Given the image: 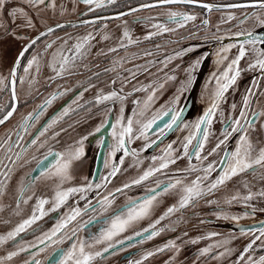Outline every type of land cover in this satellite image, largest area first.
Instances as JSON below:
<instances>
[{"label":"flooded vegetation","instance_id":"af4514ba","mask_svg":"<svg viewBox=\"0 0 264 264\" xmlns=\"http://www.w3.org/2000/svg\"><path fill=\"white\" fill-rule=\"evenodd\" d=\"M153 1L156 0H114V2L111 3L109 0H102L101 5L97 7L96 4L86 5L82 0H64L66 4L65 8H59L60 11H50L48 14V8L45 6H38V10L37 8L29 6L26 3V0H22V4H20L18 8H23L26 14L33 19V27L31 28L21 26L23 24L22 18H17L15 23H13L12 18L8 17L7 13L11 11L10 6L14 3V0H7L5 9L0 10V23L4 26L9 25V28L14 25L23 30L17 32L20 37L19 49L16 51L7 71L3 70L4 77H8L9 70L13 66L15 58L21 48L28 43L30 39L35 38V36H37L42 30L58 23L81 22L74 26L54 28L53 33L41 36L36 45L25 54L21 60V66L17 70V80L15 85V90L18 95L17 110L14 115L5 122V124L0 125V140L5 138L8 134H11L12 140H15L17 139V132L24 137L21 141V145L15 148L16 151H21L22 146L26 145L39 130H42L43 126L48 121L59 116L64 108L70 106L71 109H74V111H70L68 116L60 120L59 123L54 126L53 130L46 133L44 138H41L42 140L47 139L43 148L38 146L28 147L27 150L22 153L20 162L14 167L10 176L5 177L0 175V181H3V192L0 194V229L5 225H11V230H13L18 224L22 223L23 220L28 219L33 214L38 199L43 198L48 201V203L43 206L45 214L25 232L21 233L15 241H8L9 246L13 248L14 251L17 250V245L20 244L28 246L29 244L34 243L37 244V247L30 248L28 252L16 256L15 260L9 264H24V261L31 260L33 255H35L37 259H40L42 264H48L47 257L53 248L67 251L71 248L73 242L79 244L81 240L87 244H93L90 251H103V247L107 246V242L102 245L94 244V238L99 236L100 232L109 226L105 221L109 220L117 212L122 211L123 206L126 205L129 199L135 200L148 193V189L156 187L157 180L160 181L161 186H165L169 182L174 183L177 178H183L182 180L191 178L190 181H192L197 175L203 176L202 171H184L189 165V157H183L182 159L177 160L175 164H170L166 172L155 173L153 177H150L147 181L142 183L143 186L142 184L132 185L130 188L123 189L122 192H115L116 188H122L125 183H130L133 179L138 178V176L143 173L144 165L148 168L154 165L158 167L159 159L153 161L151 158L153 156H156L157 158L162 157L164 155L163 150L168 144H172L173 148L182 155V142L184 141V137L194 131L192 126L188 127L186 130L184 129L182 132H178L177 130L174 131L152 152L147 153L146 156H143V152H148V145L161 136L160 131L164 127L155 132H147L146 136L140 137L139 139L133 138L132 142L128 144L127 147L129 151L135 150L137 155L136 157H132L131 155L124 157V163L122 165H120L119 161L120 157L123 155V151L117 152L115 156H109L111 145L114 143L110 136V133L113 131L111 128V131L109 132V145L104 149V158L100 165V170L97 175L95 174L97 156L102 145L100 141L104 140L102 136H96L97 133L95 132V128L99 126L104 119L108 120L111 116L113 117V123H115L119 108L121 107L119 101L115 104L112 102H106L104 105H94V97L98 90L102 89L105 93L111 90H116L127 99V93L125 90L126 85L140 76L137 74L135 78H132L131 72L142 71L144 68L150 67L151 68L147 72L154 71V68L161 69L163 68V65L160 61H163L165 57L173 56L175 52H178L181 49L192 48V51L185 52L182 56L174 58L166 68H163L165 71L161 76H165L166 74L176 75L179 70L185 68L191 69V76L194 80L197 70H199L201 64L204 63L206 56L209 55V68L204 71L205 74L198 95L200 115H202L204 110L210 104V101L204 100L203 93L206 91H212L215 86V82L211 80L212 74L217 71L222 72L227 66L228 61L231 58H234L237 54V47L230 46L239 45L245 40L229 41L221 45H216V43H218L221 38L237 36L235 35L237 32L253 31L257 28L255 18L245 20L243 23H241V21L244 19L245 14H250L254 11L259 12L258 9L251 7H227L231 4H247L250 3V0H198L195 4L155 5L153 7L139 9L118 18H111L112 16L130 8ZM48 2L51 3L52 0H48ZM201 4H209L213 7L209 11L208 9L201 7ZM151 11L156 13L159 12V15H157L158 19L165 22L166 24L163 25L174 29V31L153 35L151 39H143L142 33L139 30L141 23L137 26L136 23L148 19V14H150ZM169 11L187 13L195 16L196 19L187 22L184 27H178L175 23L168 21L167 13ZM260 14L264 15V13ZM230 16L233 17V19H229ZM204 21H207V24H205ZM127 24H129V27L132 29L130 30V36L134 42L128 44L127 40H123L126 47H120L122 33L127 30ZM79 31L85 32L86 35L91 34V36L94 37V39L90 41L91 48L87 59L84 60L83 64L75 70V74L50 79L54 73L51 72L50 74H46L45 64L48 58V52L44 51L45 44L57 41L61 38H64L63 41L68 40L71 42H77L75 38L80 36ZM100 33L107 36L108 39L100 40L98 38V34ZM112 33H118V36L117 38L110 40L109 36ZM157 45L160 46L159 49L164 48V51H159L153 56L145 55L147 52L145 50L155 47L157 48ZM258 46L264 47V45ZM225 47H230V50L227 53L222 52V48ZM110 48H116L117 50L115 52H110ZM37 53H40L39 71L37 72L35 66H33L29 73L26 74L23 71V68L27 64V60ZM98 53H104V55H98ZM218 53H220L221 56H227L228 60L217 64ZM71 54L72 53L69 55ZM164 54L165 56H163L162 59H156ZM50 57L48 58V61L51 59ZM254 59L255 57L249 52L245 59L240 62L239 67L241 69H246L249 61ZM197 60L200 61L199 64H195ZM116 61H119V63H115ZM149 61H152V63L149 64ZM245 62H247L246 65H244ZM84 65H86V67ZM137 66L140 67L137 68ZM113 68L115 69L114 71H104L105 69ZM183 71L188 79L189 73L185 70ZM94 73H99V78H97ZM20 77H25L23 83L20 82ZM33 77H35L34 80ZM254 77L259 79L261 73L259 71H241L237 83L229 90L230 94H228V102L227 100L222 102L220 110L225 104H228L230 107V113L232 114L231 116L238 117L239 112L243 107L242 98L246 94V90L253 88V91L256 92L257 95L251 97L250 107L244 110L249 114L248 118L252 120L256 126H259L262 118L252 116L251 113L253 111L256 113L264 111V95H261V93H264V79H260L258 86L253 87L252 80ZM89 79H91L92 84L96 85V88H90L89 91L84 92L83 96L74 104L73 100L77 98L79 93L82 92L85 87L89 86ZM29 80L33 81L31 86L28 83ZM112 80H116L115 85L110 83ZM122 83L123 91L120 92ZM181 83L177 88L181 86ZM148 84H150V81L147 82V85ZM176 89L163 91V93L168 96L175 95ZM187 90L181 95L178 104L168 105V107H176L178 110L184 101L186 95L185 92H187ZM60 92H65V95L60 96ZM52 93H57L56 100H54L51 105H46L44 107L43 115L40 116L38 121L30 122L34 126L29 127L27 132L22 128H19L18 125L20 124L22 117L29 112L40 111L38 106L44 105V101L50 98ZM130 93H132L130 95L132 96L135 92L130 90ZM133 101L134 100H129L126 106L125 100L123 102L125 118L132 114L134 108L138 107L133 104ZM10 102V88H5V90L0 91V107H4V111L0 112V117H2L8 110L6 105ZM232 104L236 105L235 109L231 107ZM203 105L206 108H204ZM90 107L91 109H95L93 111L94 115L84 122L81 131L75 134H70L69 126L71 125V127H73L78 120L82 119L81 114L84 113L85 109ZM106 108H111L112 111L107 112ZM164 110L166 111L167 107L162 111ZM216 119L217 117L213 119V123L210 126V136H213L215 139H222L221 135L224 122H221L220 119ZM186 120H184V122H186ZM61 129H65V131L60 132ZM53 131L60 132V135L56 139L51 138ZM90 133L94 134L90 135ZM136 135L139 136V132H136ZM257 136V133H252L251 138L254 143L257 142ZM82 137H87L83 142L85 154L79 161L73 163L71 168L72 178L70 180L60 183L57 177L46 171V168L53 165L55 161L44 169H36L37 164L44 159V156L49 150L53 152H64L70 145H74L75 142L79 141ZM204 155L206 154L204 153ZM3 156V149H0V158H3ZM219 160L220 157L217 158L215 155H212L208 157V160L201 164L194 156L191 157V163L197 168H203L209 162L215 163ZM106 161L109 165L116 164L122 169L117 176L109 177L110 182H105L102 179V177L107 176L111 170L110 167H105ZM4 162L9 163L7 160ZM218 165L219 164L215 165V171L209 175L208 180L201 183L202 188H205L207 184L217 178L221 173V171L217 170ZM171 167H177V169L171 170ZM259 169V167L256 168V170ZM2 171L3 167L0 166V172ZM250 171L252 170L243 173V175L248 174ZM29 173H31V176L33 177H38V179L32 183V186L28 188L27 191L20 192L21 185L27 180V174ZM87 183L93 185L90 191L71 194L65 203L55 211L52 210L53 200L57 190L64 191L69 187L86 186ZM96 184H101L102 186L97 189L95 187ZM230 184H233L232 179L229 183L224 185ZM58 185L59 188L57 187ZM224 185L214 189L211 194H206L203 198H199L196 201L195 206H189L187 211H185V209H179V211H177L178 213L175 212L167 217L166 222L161 221L156 228L157 230H163L160 231V234L156 237L149 239L144 245L145 247H143L141 242L128 246L122 244V246H119V248L113 252L106 255L103 254L102 257H97L92 264H130V262H135L137 260H133L137 255L141 254L142 256L143 250L151 248L157 243L165 245L169 241H174V237L178 233L190 230L199 231L198 234L194 235V239H197L198 242L205 241L206 237L204 231H201V229H199L200 227L191 228L188 225V220L191 219V214L189 218L182 223L179 219L183 220L185 214L187 216V212L192 207L194 210L198 209L199 211H203L212 209V207L222 206V196L219 200L215 201V203L210 204L208 201H214L213 197L224 190ZM157 192L163 193V189ZM109 193H114V195L109 196ZM81 196L84 198L81 199ZM104 196H109V200L112 201L111 205L106 206L107 211H104V209L97 203V200H102ZM25 201H27V203H25ZM89 202L92 204L95 211H93V208H89L87 211L84 210L85 205ZM74 208L80 209V215L77 216L75 220L68 222L66 227L61 230L66 236H70L72 231L76 230V237H74L73 241L65 239L62 244L58 245H53L46 241L44 245H39L37 237H40L42 233L49 232L58 223L65 221L66 217L71 214L72 209ZM36 215H40V212L37 211ZM161 215V213L156 215L155 219ZM210 215L217 218L216 214L211 213ZM93 217H95V219H92ZM90 219L91 223H88ZM170 219L171 221L168 222ZM196 223L200 224V222ZM146 227L148 226L139 224V221H137L123 233L114 237L111 243H113L114 246L118 244L120 245L121 243L119 241L123 242L129 238L127 237V234L134 236L137 232L143 233V229ZM150 231L151 229L149 232ZM60 235V233L57 234V239ZM177 247L179 248V245ZM41 248L44 249L43 252L40 251ZM128 252H131L129 256H127ZM166 252L171 253L166 264H172L175 262L176 258L181 255L180 253L175 254L176 250L172 248L166 249L163 252H158L156 255Z\"/></svg>","mask_w":264,"mask_h":264},{"label":"snow or ice","instance_id":"6c2138e0","mask_svg":"<svg viewBox=\"0 0 264 264\" xmlns=\"http://www.w3.org/2000/svg\"><path fill=\"white\" fill-rule=\"evenodd\" d=\"M82 2L86 5H93L96 4L99 7L102 3V0H82ZM109 2H114V0H109ZM198 0H157L158 5H172V4H195ZM7 0H0V10H4L6 7ZM26 3L34 8L39 10L38 6H45L46 8H55V2L52 0L51 3L48 0H26ZM153 5L145 4L142 7H152ZM201 7L208 9L209 11L212 9V5L209 4H201ZM229 8H254L258 9L259 12H252L250 14H245L244 19L241 21L243 23L245 20L255 18L257 28L259 30H264V15L260 13H264V0H250V3L247 4H231L228 5ZM133 11H136L133 9ZM8 17L12 18V22L15 23L17 18L23 19L22 27H33V19L29 17L23 8L12 9L7 13ZM168 21L175 23L178 27H184L185 24L189 21H193L196 19L195 16L187 14V13H180L175 11H169L167 13ZM229 19H233V17H229ZM207 24V21H204ZM57 28L63 27V25L56 24ZM157 28L155 33H149L145 36V39H151L153 35H159L163 32H171L174 29L168 28L163 24L154 25ZM0 28H4L7 32L9 31L8 28L0 23ZM54 28L48 27L47 33L41 31L39 35L35 36V38L30 39V41L26 44V46L19 52L18 57L15 60V63L9 70L8 77L0 76V91L5 90V88H10V103L6 105L7 111L5 114L0 117V125L5 124L16 112L17 110V103H18V95L15 90L16 80H17V70L21 66V60L25 56V54L34 46L36 45L37 41L40 39L41 36H45L48 33H53ZM12 35L18 36V33H12ZM235 35H245L249 37L244 42L240 43L239 45H233L230 47H237V54L234 58H231L227 66L223 69L222 72H214L212 74L211 80L215 82V86L212 89L211 95L209 97L210 104L204 110L202 115L199 116L197 121L192 125L194 131H192L188 136L184 137V141L182 142V155L180 152L173 148L172 144H168L166 148L163 150L164 155L162 157L157 158L153 156L151 159L153 161H157L159 159V166H152L149 167L147 170H144L138 178L133 179L130 183H125L122 188L118 187L115 189V192H122L125 188H130L132 185H140L144 181H147L150 177H153L155 173L160 172L162 169H167L170 164H175L177 160L182 159L183 157H189V165L184 171L187 172H198L202 171L203 176L197 175L196 178L190 181L187 184H184V181L180 178L175 179L174 183L169 182L163 187V192L167 193L170 189H175L177 185H183L181 191L182 195L178 201V204L172 205L166 209V211L156 219L152 224L148 227L143 229V233H149L146 239H152L160 234V231L163 229L157 230L156 226L161 223L162 220L171 216L179 209H185L189 206H195L196 201L199 198H203L206 194H211L214 189H217L219 186L226 184L230 181L233 177L238 176L241 173H245L249 170L255 171L257 167L264 168V146H259L258 144L261 143L259 140V136L257 138V142L254 143L252 140V133H264V111L260 113H256L253 111L251 113L252 116H256L262 118L259 123V127L257 128L256 124L253 123L252 120L248 118V113L244 110L250 107L251 104V97L257 95L256 92L253 91V88H249L246 90V94L242 98L243 107L239 112L238 117H232L229 115L226 119H224V123L228 124L230 131L225 129L222 133L223 139H219L218 142L212 147L210 150L207 151V154L204 155L205 152V145L211 135L210 126L213 123L214 117L217 114L220 117H224V112L220 110L222 102L226 101V93L237 83L239 76L241 75V71H259L261 73V77L258 79L256 77L252 80L253 87L258 86L260 79H264V47H260L258 45H264V37L257 36L254 31H246V32H237ZM94 39L91 34L80 38L77 42H74L70 47L68 46V41L65 40L61 45L60 49L52 52L51 60L48 62V67L54 73L50 79H55L56 77H62L64 75H73L75 74V70L83 64V61L87 59L91 43L90 41ZM103 39L107 40L108 37L104 36ZM123 40H127L128 44L133 43V39L130 36V33L125 30L122 33V40L120 43V47H126L123 43ZM55 41L51 43H46L44 51L47 52L48 49L53 47ZM160 46L157 45V48ZM230 47L222 48L223 53H227L230 50ZM67 48V51L72 53L71 55H65L64 50ZM116 48H110V52H115ZM192 48L181 49L178 52H175L173 56H167L163 61L160 63L163 65V68H166L168 64L174 59L182 56L185 52L192 51ZM251 53L255 59L249 61L248 66L246 69H241L239 67L240 62L245 59L248 53ZM98 55H104V53H98ZM145 55L151 56L153 53L146 52ZM40 53L34 54L31 58L27 60V64L24 66L23 71L27 74L29 73L30 69L35 66L36 71H39L40 68ZM225 60H228L227 56H221L218 53L217 64L223 63ZM115 63H119L116 61ZM149 64L152 61L148 62ZM200 61L197 60L195 64H199ZM86 67V65H84ZM195 66V65H194ZM140 66H137L139 68ZM163 68L158 69V71H163ZM115 69H105V72L114 71ZM145 72L148 71V68L143 69ZM189 73L188 79L181 83V86L176 89V94L166 102V105L162 106V109L167 107V111L158 112L154 115L151 119L147 120L146 122L141 119L144 117L145 112H147L153 105L157 90H162L165 87V83H150L147 86L142 85L139 88H133V92H144L146 93V97L143 100H134L133 104L137 105V108L133 109L131 115L125 118L124 116V107L123 102L126 99L124 95H121L116 90H111L105 93L102 89L96 92L94 97V105H104L106 102H112L115 104L117 101L120 102L121 107L119 108V113L115 123L112 124L113 131L110 133L114 143L111 145V150L109 152V156H115L117 152L123 151V155L120 157V165L124 163V157L131 155L132 157H136L137 153L135 150L129 151L127 145L130 144L133 140L139 139L140 137L146 136L149 129L156 124L158 119H161L163 116H167L171 114L170 121L164 126L163 129L160 131V135H164L166 130L173 129L174 126L179 127L181 123V115L182 109L177 110L176 107H168V105H176L179 103L180 97L185 90H187L191 84L193 83V78L191 76V69H185ZM94 75L99 78V73H94ZM137 72H131L132 78H135ZM20 82L23 83L25 81V77H20ZM35 77H33V80ZM127 79V78H125ZM165 82L173 81L176 79L174 75H165ZM32 80H29L28 83L31 86ZM112 85L116 84V80H112L110 82ZM90 88H96V85L91 83V79H89V86L85 87L82 92L79 93L77 98L73 100V103H77V101L83 96L84 92L89 91ZM123 91V83L121 84L120 92ZM132 93H128L131 95ZM60 96L65 95V92H60ZM264 95V93H261ZM57 98V93H52L50 98L44 101V105L38 106L40 111L38 112H29L27 115L22 117L20 124L18 125L19 128H22L25 132L32 127L30 122L38 121L40 116L43 115V110L46 105H51L54 100ZM231 107L235 109L236 105L232 104ZM4 111V107H0V112ZM70 111H74L71 107L64 108L63 112L48 121L42 128L39 130L38 133L30 139L26 145L22 146L21 151H16L15 148L21 145V141L24 139L22 135L17 132V139L12 140L11 134H8L5 138L0 140V149H3L4 156L0 158V166L3 167V171L0 172V175L5 177H9L10 174L13 172L14 167L20 162L22 158V153L27 150L28 147L38 146L40 148L44 147V144L47 142V139L42 140L46 136L50 130L54 129V126L59 123L64 117L70 114ZM107 112H111V108H106ZM126 121V122H125ZM108 123L107 119H104L99 126L95 128V132L98 133L101 131V128ZM71 127V125L69 126ZM187 127V125H185ZM65 131V129H61L60 132ZM60 132L53 131L52 132V139H56ZM136 132H139V136L136 135ZM94 133H90L92 135ZM237 134L238 140L235 149L231 152V154H226L227 158L221 157L217 162H209L203 168H197L195 165L191 163V157L194 156L197 161L203 164L204 161L208 160L209 156H212L217 153L218 150L222 148V145L226 143V141L233 135ZM87 139V137H82L79 141H76L74 145H70L68 149L64 152H53L49 150L46 155L44 156V160L46 161L48 157H54L55 163L50 167L46 168V171L51 175L58 178L60 183H63L67 180H70L71 177V168L75 161H79L84 156V147L83 142ZM195 141V143H194ZM103 144V140L100 141ZM155 143V141H152ZM149 147L151 144L148 145ZM175 153V155H174ZM15 157V158H13ZM7 160L9 163H5L4 161ZM220 164L223 166V170L221 173L211 181L209 184L206 185L205 188L201 187V183L203 181H207L209 175L215 171V165ZM44 167V165H41ZM105 167L109 168L110 171L107 176L102 177L105 182H110L109 177H115L118 173L122 171L121 167L117 166L116 164H111L106 161ZM27 180L24 184L21 185L20 192L27 191L28 188L32 186V183L38 179V177L31 176V173L27 174ZM102 185L96 184L95 187L98 189ZM59 188V185L57 186ZM93 185L91 183H87L86 186L81 187H69L64 191L57 190L55 193V198L53 200V208L52 210L55 211L59 208L63 203L66 202L69 195L80 192L83 193L85 191H90ZM161 188L160 181H156V187L150 188L148 191L152 193L151 195H146L142 200L139 202L134 199H129L125 206H123V210L117 212L113 215L109 220L105 222L109 224V226L103 229L99 236L94 238V244H104L107 242V246L103 247V251H89L93 247V244H87L84 241H80L79 244L73 242L71 248L67 251L59 250L58 248H53L51 253L47 257L48 264H92V262L97 257H102L104 253H107L110 248L114 247V244L111 243L114 237L118 236L120 233H123L126 229L134 225L135 222L144 219L145 217L149 216L154 203L157 201V197L161 195L160 192H157L156 189ZM3 192V181H0V194ZM114 195V193H109V196ZM257 195L264 197V192L258 193ZM109 196H104L102 200H97V203L107 211V205H111L112 201L109 200ZM84 197L81 196V199ZM237 199L236 196L232 197V200ZM244 200L250 201L254 199L252 194H249L243 197ZM231 201H226V203H230ZM27 203V201H25ZM48 201L40 198L37 200L35 208L33 210V214L28 218L23 220L22 223L18 224L13 230L9 231L7 235L0 236V244H4L7 241H15L16 238L23 232H25L28 228H30L33 224L36 223L45 213L43 211V206L47 204ZM208 203H215V201H208ZM89 208H93L92 204L89 202L85 205V211ZM39 211L40 215H36V212ZM93 211L95 209L93 208ZM256 211L264 212V208H253L252 213ZM80 215V209L74 208L70 215H68L65 221L58 223L54 226L49 232L42 233L40 237H37V241L39 245H44L47 242H50L53 245L62 244L65 239L68 241H73L74 237H76V230L72 231L70 236H66L61 232L64 229L68 222H71L76 219L77 216ZM248 215V213H245ZM225 219H237L236 217H228L224 215ZM92 219H95L93 217ZM203 223V221H201ZM91 223V219L88 221ZM264 223V221H261ZM60 233L61 235L57 239V234ZM142 232H137L136 235L140 236L143 234ZM259 236H256V239H260V237H264V227L259 229ZM210 235H216V233H212ZM122 243V241H119ZM192 244L197 243V240L193 239L189 241ZM256 240L254 239L240 252L236 264H264V255L260 256L258 260H254L251 256H248L245 260V254L248 253L250 250L253 249V245L255 244ZM227 243V241H225ZM37 247V244H29L28 246L25 245H17L16 251H11L7 254L6 259L11 260L13 257L20 255L21 253L28 252L30 248ZM175 249L177 252L179 248L176 246L174 241H169L166 243L162 248H157L155 252L148 251L144 254L141 260H136L135 262H130V264H142V260H147L149 257L154 256L157 252H163L166 249ZM40 251H44L43 248ZM210 248H203L200 250V255L203 256L209 253ZM231 251V250H226ZM225 255L224 252L220 253V256ZM0 264H2V260H0ZM24 264H42L40 259H37L35 255H33L31 260H25Z\"/></svg>","mask_w":264,"mask_h":264},{"label":"rangeland","instance_id":"374dc122","mask_svg":"<svg viewBox=\"0 0 264 264\" xmlns=\"http://www.w3.org/2000/svg\"><path fill=\"white\" fill-rule=\"evenodd\" d=\"M22 0H14V3L11 4L10 6V10L12 9H17L21 3ZM56 7L55 8H48L47 12L49 14L50 11L54 12L56 11H60L59 8H65L66 4L64 2V0H54ZM157 9V8H155ZM154 11V10H153ZM151 11L150 14H148L149 18L145 19L141 22H137L136 26L139 25V30L142 33V37L143 39H145V36H147L149 33H155L157 31V28L154 27V25H160V24H166L165 22L161 21L158 19L159 15L156 12ZM149 13V12H148ZM226 14V13H225ZM129 23V22H127ZM5 28H8L9 31H5L4 28L0 29V76L4 77V72L3 70L7 71V69L10 66V63L16 53V51L19 49V45H20V37L19 36H13L12 33H17L18 31H23L22 29L15 27L14 25H12L9 28V25H5ZM127 30L130 33V30H132L129 27V24H127ZM80 36L76 37L75 40H79L80 38L87 36L85 34V32H81L79 31ZM118 33L115 34H111L109 36V39H115L117 38ZM104 34L100 33L98 34V38L100 40H103ZM141 37V38H142ZM64 38H61L57 41H55V43L53 44V47L51 49H48V58L51 56L52 52L56 51L57 49H60L61 45L63 44ZM68 41V40H67ZM74 42L68 41V46L70 47ZM94 46V45H93ZM147 52H151L153 53V55H155V53L157 54V52H161L164 51V48L159 49V48H150L148 50H145ZM65 55H69L70 52L67 51V48H65L64 53ZM151 55V56H153ZM48 58L46 60V64H45V68H46V74H50L52 71L51 69L47 66L48 62ZM51 58V57H50ZM247 62L244 63V65H246ZM157 65V64H156ZM155 66V65H154ZM151 68V67H150ZM148 68V70L150 69ZM154 71H149L146 72L144 70L142 71H138L137 74L140 75L139 78L137 77L136 79H133L131 82H129L126 87V93H127V99H125V106L128 104L129 100H143L146 97V93L144 92H135L132 96L128 95V93H130V90H133V88H139L142 85L147 86V82L150 81V83L156 84V83H165V87L160 90H157V94H156V98L152 107L145 112L144 117H142L141 119H143L145 122L149 119H151L154 115H156L158 112L162 111V106L166 105V102H168L169 100H171V98L174 95L168 96L166 94L163 93V91H169L172 89H176L181 82L186 81L187 79V75L184 74L183 70H179L176 75V79L173 81H167L165 82V76H161L165 70L163 71H158L157 68L153 69ZM212 91H206L203 93V98L206 101H210L209 97L211 95ZM186 94V92H185ZM226 100H228V95H226ZM95 109H85L84 113L81 114L82 119L78 120V122L73 126L70 127V134H75L79 131L82 130L83 124L84 122L88 119L91 118V116L94 115L93 111ZM230 114V107H224V118L222 120V122L224 121V119H226V117ZM217 118H219L218 116H216ZM215 119V117H214ZM88 127V126H87ZM259 126H257L258 128ZM263 138H264V133H259ZM71 136V135H68ZM174 166V165H173ZM148 167H146V165H144L143 167V171L146 170ZM177 169V167H171V170H175ZM262 170V171H261ZM142 171V172H143ZM167 169H162L160 172H166ZM261 171V172H260ZM173 172V171H172ZM259 174L257 176H252V179H247L245 181H239V183L242 182H249L252 184V187H255L256 184L259 183H264V168H260L259 169ZM258 173V172H257ZM183 178H181L182 180ZM191 180V178L189 179H184V184L189 183ZM234 181V180H232ZM229 183V181L227 182ZM236 183V181L234 182ZM143 186V184H142ZM183 185H177L175 189H170L167 193H161V195H159L157 197V201L154 203L153 209L150 213L149 216L145 217L144 219L139 221V224H142L144 226H149L150 224H152L156 219V215L158 214H163L166 209L172 205L178 204V201L180 199V196L182 195V189ZM237 190V189H236ZM231 192V191H230ZM264 192V188L261 189H255L253 191H251L250 193H246L244 195H249L252 194L254 196V199L250 200V201H246L244 199H242L240 201V203H242L244 206H246V208H248L250 211H252L253 208H264V197L257 195L258 193ZM227 193L224 192L223 190L219 193L216 194L213 197L214 201L219 200V198L222 196V201L223 203H226V201H231V204H235L238 203L237 200H232V198H229L228 200L226 199ZM188 210V207L185 208V211ZM179 211V210H178ZM178 213V212H177ZM218 216H223L222 213H216ZM224 215H227L228 217H238V216H242V213H238L236 211H230V213H224ZM160 217V216H159ZM158 217V218H159ZM157 218V219H158ZM165 218L164 220H162V222H166ZM170 220H168V222H170ZM136 223V222H135ZM134 223V224H135ZM133 226V225H132ZM11 230V225H5L4 227H2L0 229V236H5L7 235V233ZM129 232V231H128ZM198 230H190V231H186L183 232L182 234H180V238H175V240H179V251L175 252L176 253H180V254H184L182 253V250H186L191 243L189 241L194 239V235L198 234ZM204 233L207 234L206 240L203 242H198L192 245L191 248H188L190 250V253L192 254H200V252L198 250H201L205 247H213L217 250V255L215 258H212L210 260H205L204 256H197L194 258V256H188L186 258H184L181 262V255L179 257L176 258L175 262L173 264H236L237 258L240 254V252L242 251L240 246L237 245L236 243L233 242V240L231 238H223V237H218L216 235H210L212 233L215 232H208V231H204ZM225 233V232H223ZM230 237V236H229ZM196 240V239H195ZM225 241H227V243H225ZM164 245H162L161 243H157L154 244L153 247L148 248L146 250L143 251V253L145 254L148 251H153L155 252V250L157 248H162ZM13 248H11L8 244V241L5 242L4 244H0V260H2V264H9L11 262H13L15 260L16 257H13L11 260L6 259L7 254L9 252L12 251ZM194 249H198L197 251H195ZM90 251V249H88ZM226 250H231L226 251ZM14 251V249H13ZM224 252L225 255L220 256V253ZM158 253V252H157ZM156 253V254H157ZM143 254V256H144ZM154 255L152 257H149L147 260H142V264H156L155 262H158L159 264H162V261L164 259H168L169 256L171 255L170 252H166L160 255ZM264 254H260V255H256V253L254 251H249L248 253L245 254V260L247 259L248 256H251L254 260H258L260 256H262ZM137 260H141L142 256L141 254L137 255Z\"/></svg>","mask_w":264,"mask_h":264},{"label":"water","instance_id":"95a60500","mask_svg":"<svg viewBox=\"0 0 264 264\" xmlns=\"http://www.w3.org/2000/svg\"><path fill=\"white\" fill-rule=\"evenodd\" d=\"M145 4H149V5H153V6L158 5L157 0L153 1V2H149V3H144L141 5L135 6L133 8H130L126 11H123L121 13H118V14L112 16L111 18H114V17L118 18V17H121L123 15L134 12L133 9H135L136 11L139 9H145V7H142V5H145ZM79 23H81V22H63V23H58V24L63 25V26H74V25H77ZM50 27L56 28V24L53 26H50ZM42 31L47 33V28L42 30ZM253 31L255 32V34L257 36H261V37L264 36V30H259L258 28H256ZM248 38L249 37H247L245 35L221 38L219 40V42L216 43V45H221V44H223L225 42H229V41H242V40H246ZM26 44L21 48V50L26 46ZM18 55H19V53H18ZM18 55H17V57H18ZM163 56H165V54L156 58V59L157 60L162 59ZM16 58H15V60H16ZM208 58H209V55L206 56L204 63L201 64L199 70H197L196 75H195L194 80H193V83L191 84V86L187 90L184 101H183L182 105L180 106V108L178 109V111L182 109L181 123H180L179 127L174 126L173 129L166 130L164 135H161L158 139L155 140V143H151V146L148 148V152H146V153H145V151L143 152V156H146L147 153L152 152L161 142L166 140L174 131L177 130L178 132H182L184 129L186 130L188 127H191L193 125V123L195 122V118L197 121V118L200 115V104H199L198 95H199L200 85H201L202 80L204 78V74H205L204 71L209 68L210 59L208 60ZM14 63H15V61H14ZM183 70H185V68ZM167 94H169V93H167ZM228 94H230V92L227 93V95ZM227 102H228V100H227ZM225 106L228 107L229 105L225 104L222 107L221 110H223V112H224ZM203 107L206 108L204 105H203ZM229 115H232V114L230 113ZM217 116L219 118H217L216 120L220 119V121L222 122L224 117H220L218 114H217ZM170 119H171V114H169L167 116H163L161 119H158L156 124L153 125V127L151 129L148 130V133L155 132V131L163 128L170 121ZM184 120H186V122H184ZM112 124H113V117L111 116V118L108 119V123L105 124V126L101 129V131L98 132L96 135L97 137L102 136L104 139L103 144L101 145L100 150L98 152V156H97L96 168H95V171H96L95 174L96 175L98 174V172L100 170V165L102 164V161L104 158V149L109 145V132L111 131ZM185 125H187V127H185ZM227 127H229L228 124L223 123L222 133ZM227 130L230 131V128H227ZM258 136H259V140L261 142L258 144V147L264 146V138L260 134H258ZM258 136H257V138H258ZM221 138L223 139V135H221ZM218 140L219 139H215L213 136H209V139L205 145V152L204 153L207 154V151L210 150L212 147H214L215 144L218 142ZM237 140H238L237 134H233L226 141V143L224 145H222V148L220 150H218L217 153L214 155L217 158L225 157V160H226V158H227L226 154H231V152L235 149L236 144H237ZM194 143H195V141H194ZM54 161H55L54 157H48V159L46 161L43 159L42 161H40L37 164L36 169L37 170L44 169L47 166H49L51 163H53ZM42 164L44 165V167L41 166ZM222 169H223V166L219 164L217 167V170L222 171ZM260 172H259V170L250 171L246 175H243V173H241L238 176L232 178V180H234V181H232L233 184L224 185L225 188L223 191L227 193V195L225 196L226 199L228 200L229 198L236 196L237 199H235V200H237L238 203H235V204L223 203L222 206L212 207V209H209V210L207 209V210H203V211H199L198 209L194 210L192 207L187 212V216L185 214V216L183 217V220L179 219V221L181 223L184 222L185 220H187V218H189V216L191 214V219L188 220V225L191 228L200 227L199 229H201V231L215 232L217 234L216 236H218V237L231 238L234 243H236L237 245L240 246L241 250H243L245 245H247L248 243H250L251 241H253L255 239L256 242L253 245V249L251 251H254L256 253V255L264 254V237H260V239H256V236L260 235L259 229L264 227V223H261V221H264V212L256 211L255 213H252V211H250L248 208H246V206H244L242 203H240V201L243 199V197L247 196L244 194L250 193L251 191H253L255 189L264 188V183L256 184L255 187H252V184L249 182L239 183V181H245L247 179L251 180L252 176H257ZM235 181H236V183H234ZM163 187H164V185H162L161 188L156 189V191L162 190ZM151 194L152 193L148 192V193L142 195L141 197H139L135 200H137L139 202L146 195H151ZM230 211H236L238 213H242V216L236 217L237 219H235V220H233L231 218H229V219L223 218L224 213H230ZM188 213H189V215H188ZM211 213H213V214L222 213L223 216H218L216 214L217 215V218H216V217L211 216L210 215ZM245 213H248V215H245ZM201 221H203V223ZM196 222H200V224H197ZM223 232H225V233H223ZM149 233H143L140 236H137V235L130 236L129 234H127V237H129V238H127L125 241H123L120 245L118 244V245L114 246L113 248H110L107 253H104V255L109 254V253L113 252L114 250L118 249L119 246H122V244L128 246V245H131L134 243L141 242L143 244V247H145L144 245L146 244V242L149 241V239H146V237L149 235ZM182 233L183 232L178 233L174 237V242H175L176 246L179 245V243H178L179 240H175V238H178V237L180 238V234H182ZM204 235H205V237H207L206 233H204ZM197 243H198V241H197ZM192 245L193 244L191 243V246H189L188 248H191ZM188 248L186 250H183L182 253H184V254H181V257H182L181 262L184 258H186L188 256H194V258H195V257L200 255V254L190 253V250ZM205 248H210L209 253L203 255L205 260H210V259L216 257L217 250L215 248L210 247V246L205 247ZM194 250L197 251L198 249H194ZM198 251L200 252V250H198ZM130 253L131 252H128L127 256H129ZM143 254L144 253L142 252V257H143ZM136 259H137V257H135L133 260L135 261ZM167 260L168 259H164L162 261V264H166ZM155 263L159 264L158 262H155Z\"/></svg>","mask_w":264,"mask_h":264}]
</instances>
